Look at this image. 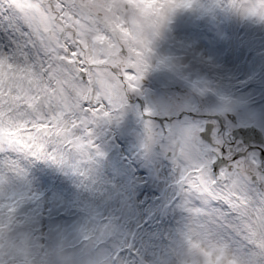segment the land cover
Here are the masks:
<instances>
[{
  "label": "rangeland",
  "instance_id": "374dc122",
  "mask_svg": "<svg viewBox=\"0 0 264 264\" xmlns=\"http://www.w3.org/2000/svg\"><path fill=\"white\" fill-rule=\"evenodd\" d=\"M78 2L95 21L90 64L116 66L124 60L121 47L141 63L154 57L140 94L95 129L102 155L85 167L71 145L53 143L54 155L30 160L21 178L3 179L0 194L19 200L20 208L3 201L0 257L11 264H73L71 253L92 257L93 264H140L144 256L146 264H158L157 258L164 264H264V216L245 213L231 233L224 231L213 215L219 208L202 201L198 214L182 197L162 148L141 146L146 108L157 128V118L171 127L168 118L181 113L179 122L199 127L202 117L225 110L264 133V22L230 14L216 0H199L202 8L179 10L156 36L163 13L177 0ZM104 86L111 87L106 80ZM47 87L30 54L0 56V134H20L29 122L40 131L35 121L52 112ZM241 240L250 246L246 251Z\"/></svg>",
  "mask_w": 264,
  "mask_h": 264
},
{
  "label": "snow or ice",
  "instance_id": "6c2138e0",
  "mask_svg": "<svg viewBox=\"0 0 264 264\" xmlns=\"http://www.w3.org/2000/svg\"><path fill=\"white\" fill-rule=\"evenodd\" d=\"M216 4L242 19L264 22V0H216ZM202 7L199 0H177L166 8L155 35H160L159 28L170 23L179 10ZM94 23L78 0H0V56L21 50L30 54L34 66L48 78L44 92L52 108L51 115L45 113L44 119L35 121L37 126L43 125L40 131L29 122L30 127L20 134H0V183L4 178L12 182L23 177L30 160L45 153L54 155L49 147L53 143L71 145L86 167L102 155L95 145V129L122 114L132 95L140 94L154 53L141 63L121 47L124 60L116 66L90 64ZM103 80L111 87H101ZM183 116L168 118L171 127L161 121L157 128L152 109L146 108L141 146L151 151L159 145L166 153L177 173L182 197L192 202L193 211L201 214L197 206L202 201L219 208V214L213 213L215 221L229 233L245 213L264 216V160L249 156L244 149L246 141L237 143L226 136L223 125L218 130L214 123L198 127L190 121L179 122ZM5 199L10 201L8 207L18 212L20 208L19 200L0 194V222ZM241 243L245 251L250 247L246 241ZM71 259L73 264L95 262L92 257L74 253ZM147 259L139 258L140 264H146ZM157 261L164 264L163 258ZM0 264L11 262L0 257Z\"/></svg>",
  "mask_w": 264,
  "mask_h": 264
},
{
  "label": "flooded vegetation",
  "instance_id": "af4514ba",
  "mask_svg": "<svg viewBox=\"0 0 264 264\" xmlns=\"http://www.w3.org/2000/svg\"><path fill=\"white\" fill-rule=\"evenodd\" d=\"M210 115L218 117L214 119H209L207 117L202 118L206 120L205 125L208 123H214L217 125V130L220 128L221 125H223L224 134L226 136L235 139L237 143L246 141V143L244 144V149L248 150V154L251 153L252 155L254 153L260 159V151L262 147L258 146L256 143H247L249 138L247 137L248 135L245 136L244 129L248 127V125L240 124L237 116L225 110L221 111L220 113ZM250 147H254L255 149L250 150Z\"/></svg>",
  "mask_w": 264,
  "mask_h": 264
},
{
  "label": "water",
  "instance_id": "95a60500",
  "mask_svg": "<svg viewBox=\"0 0 264 264\" xmlns=\"http://www.w3.org/2000/svg\"><path fill=\"white\" fill-rule=\"evenodd\" d=\"M141 104H142V106H143V103L141 102ZM162 121V120H161ZM247 130H255V129H253V128H249V129H247ZM258 137H256V138H254L255 139V141L256 142H258V143H260V144H264V143H261V141L262 140H264V138H263V136H262V134L259 132V131H257V133H255ZM260 157H261V160H264V154H262V151H261V154H260Z\"/></svg>",
  "mask_w": 264,
  "mask_h": 264
},
{
  "label": "bare ground",
  "instance_id": "6f19581e",
  "mask_svg": "<svg viewBox=\"0 0 264 264\" xmlns=\"http://www.w3.org/2000/svg\"><path fill=\"white\" fill-rule=\"evenodd\" d=\"M248 133H251V132H250V131L246 132V133H245V136H247V134H248ZM247 137L249 138V140H248V142H247L248 144H250V143H253V142H254V138H252V137H251V134H250V135H248ZM256 137H258V136L256 135ZM250 148H253V149H255L254 147H250ZM27 166H28V164H27ZM26 174H27V173H26Z\"/></svg>",
  "mask_w": 264,
  "mask_h": 264
}]
</instances>
